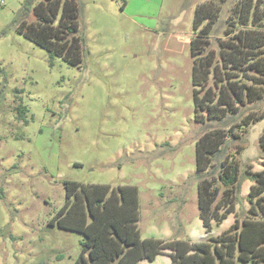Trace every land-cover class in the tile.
Masks as SVG:
<instances>
[{"label":"rangeland","instance_id":"obj_1","mask_svg":"<svg viewBox=\"0 0 264 264\" xmlns=\"http://www.w3.org/2000/svg\"><path fill=\"white\" fill-rule=\"evenodd\" d=\"M26 1L0 0V264L77 261L83 236L51 225L65 181L137 187L143 238L205 241L245 217L249 180L212 234L199 215L196 144L223 126L195 120L191 41L203 0H79L82 67L52 61L16 30ZM250 112L264 115V100ZM263 132L264 118L221 158L262 171ZM170 263L168 254L142 262Z\"/></svg>","mask_w":264,"mask_h":264},{"label":"trees","instance_id":"obj_2","mask_svg":"<svg viewBox=\"0 0 264 264\" xmlns=\"http://www.w3.org/2000/svg\"><path fill=\"white\" fill-rule=\"evenodd\" d=\"M230 2L222 26L226 0H203L195 9V120L204 126L223 124L206 131L196 144L197 195L200 219L210 235L234 213L243 181L249 180L253 184L245 217L205 241L143 238L137 187L65 181V204L51 225L83 236L74 264L152 263L164 254L170 264H264V169L242 172L234 155L221 158L230 140L264 118L257 112L244 114L248 105L264 100V0ZM81 14L79 0H44L35 6L27 0L16 30L45 49L52 61L82 67L88 49ZM259 146L264 159V132Z\"/></svg>","mask_w":264,"mask_h":264}]
</instances>
